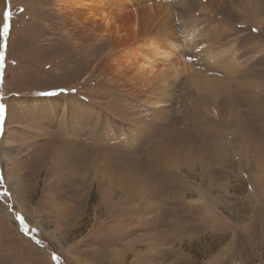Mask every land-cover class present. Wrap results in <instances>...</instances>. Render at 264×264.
Returning a JSON list of instances; mask_svg holds the SVG:
<instances>
[{
  "label": "rangeland",
  "instance_id": "obj_1",
  "mask_svg": "<svg viewBox=\"0 0 264 264\" xmlns=\"http://www.w3.org/2000/svg\"><path fill=\"white\" fill-rule=\"evenodd\" d=\"M65 8L0 0V264H264V0H120L109 29ZM163 18L159 105L120 72Z\"/></svg>",
  "mask_w": 264,
  "mask_h": 264
},
{
  "label": "bare ground",
  "instance_id": "obj_2",
  "mask_svg": "<svg viewBox=\"0 0 264 264\" xmlns=\"http://www.w3.org/2000/svg\"><path fill=\"white\" fill-rule=\"evenodd\" d=\"M96 1L102 2V5L97 6L96 4L98 3ZM131 1L132 0H124V2H128L130 5H131ZM60 2H62L63 6L66 7L65 10H63L62 12L67 11L72 8L77 9L78 12H81L82 10L86 9L88 11V14H90V16H94L96 19H100L102 23H104V26L108 29L111 28V26L115 24L114 23L115 22V15H114L115 8L114 7H118V5L120 4V0H116V2H114V0L113 1L111 0H60ZM160 21L161 22L159 23V28L157 29V31L163 32L164 30L161 28L166 27L165 23L167 22V19L163 18ZM162 32L161 33H156V32L153 33L152 31L150 33L147 32V34L142 35L139 39L134 40L130 44L127 43V45L123 47L122 54H123V59H125L126 61L125 63L129 64L128 65L129 70L128 68H126L128 72L126 71L120 72V74L125 76V78L128 79L129 82H134L133 84L143 88L145 91H148V90L153 91L154 89L157 90L159 88L162 91L160 94L157 95L159 98L158 99L159 101H157V103L159 105L164 104L166 101L164 100L167 97L166 91L168 90L169 85L171 84L170 83L171 78L174 75L176 76V73L179 69V65L181 64L178 61V59L181 56V51L184 45L183 39L182 40L176 39L171 35V33L169 32L162 33ZM131 65H132V68H130ZM136 81L139 83H136ZM164 151H165L164 149L161 151L158 150V153L162 154ZM94 161L95 163L91 162V165H93L94 167L93 170H94L95 176L98 177V174L102 172L103 165L101 162H98V160H94ZM133 179H134V176H133ZM109 184H108L109 185L108 187H111L114 185L112 181H110ZM138 193H141V191ZM130 194L133 195L135 193H130ZM139 255H140L139 251L134 252L135 258H138Z\"/></svg>",
  "mask_w": 264,
  "mask_h": 264
},
{
  "label": "snow or ice",
  "instance_id": "obj_3",
  "mask_svg": "<svg viewBox=\"0 0 264 264\" xmlns=\"http://www.w3.org/2000/svg\"><path fill=\"white\" fill-rule=\"evenodd\" d=\"M21 11H23V10H21ZM9 16H10V13L6 11V13H5V23L3 24L2 28H0V37H3L5 35H7L8 32H9V24L7 22ZM253 31H256V30L253 29ZM3 47H5V45L0 44V48H3ZM2 59H3V55L0 54V60H2ZM5 113H6L5 105L0 104V121H2L4 119ZM0 195H3L4 197H8L10 195V190H4V191L0 192ZM17 219L20 221V224L22 226L21 227V231L24 232L25 234H27L28 228L24 224L23 218L18 215ZM53 259H56V257H53Z\"/></svg>",
  "mask_w": 264,
  "mask_h": 264
}]
</instances>
